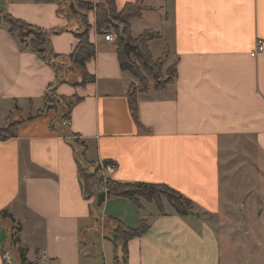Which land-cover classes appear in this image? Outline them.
Returning <instances> with one entry per match:
<instances>
[{
    "label": "crops",
    "instance_id": "1",
    "mask_svg": "<svg viewBox=\"0 0 264 264\" xmlns=\"http://www.w3.org/2000/svg\"><path fill=\"white\" fill-rule=\"evenodd\" d=\"M137 1L143 12L131 20L133 35L157 32L152 54L168 52L166 65L177 69L175 82L164 90L138 93L139 123L127 96L135 79L120 68L114 41L97 32L94 10L84 13L96 47L86 69L95 81L56 89L60 96L82 98L69 119L61 118L60 106L44 111L46 91L55 82L51 65L0 23V125L19 123L10 139L0 140V264L4 250L18 264L20 249L31 264H97L92 255H106L108 217L131 227L142 219L149 223L146 234L128 242L127 264H223L221 245L255 235L253 226L244 228L250 218L259 225L253 245L263 250L264 204L227 196L248 175H262L264 52L254 49L259 40L264 44V0H117V6ZM59 3L0 0V12L60 31L50 35V44L53 53L65 55L78 43L81 22L77 16L69 21ZM71 136L85 144L88 162L117 166L110 177L179 191L192 201L191 215L179 214L166 198L162 213L142 197L139 208L106 193L98 206L100 233L92 236L91 203L97 197L83 195ZM230 204L240 211L225 216ZM219 215L221 236L213 221Z\"/></svg>",
    "mask_w": 264,
    "mask_h": 264
},
{
    "label": "trees",
    "instance_id": "2",
    "mask_svg": "<svg viewBox=\"0 0 264 264\" xmlns=\"http://www.w3.org/2000/svg\"><path fill=\"white\" fill-rule=\"evenodd\" d=\"M62 3L63 0H59ZM69 3L73 15H78L81 27L75 31L78 43L69 54L53 53L50 44V35L60 31H46L40 27L29 24L21 19H17L10 14L0 12V23L5 22L9 32L17 35L21 43L31 48L42 59L46 60L54 70L55 82L47 89L45 95L44 111L55 109L60 106L62 109V119H69L72 106L82 98L74 94L71 97L60 96L56 89L61 83L71 85H85L95 81V76L89 74L86 64L96 53L95 44L90 40L91 25L85 11L94 10L96 14V30L99 34L112 33L114 35V45L120 68L128 72L139 81V84L132 82L129 85L127 96L133 118L139 123L138 116V93L149 91L150 80L152 79L155 90H164L173 84L177 77L176 64L166 65L169 53L166 52L160 57H155L150 50V42L157 38L159 34L152 30H145L143 33L134 36L131 28V20L141 17L143 6L141 1L127 3L122 8H118L117 0H77L82 11H75L74 5ZM59 3V4H60ZM68 6V5H67ZM59 11L64 13V7H59ZM30 41H27L28 37ZM72 76H75L74 78ZM17 122H10L0 125V140H8L13 136V129ZM77 140L72 141L77 153L78 175L81 183L83 195L90 199L105 191L109 197H124L130 199L139 208H142L140 198L154 202L159 210L164 212L163 198H166L181 215H191L190 208L192 201L186 198L179 191L166 184L146 183V182H121L112 177H104L100 163L88 162L85 158V144ZM104 163H111L103 161ZM93 205L91 216L93 219L92 236H98L102 226L101 216L98 212L97 200ZM5 217L9 216L7 211H3ZM107 228V238L115 246L114 264H127L128 242L146 234L149 230V223L142 219L139 226L131 227L121 219L108 217L104 226ZM10 241L16 243L19 239L11 230ZM10 242V243H11ZM25 249L16 252L19 264H31L25 255ZM92 253H95L94 251ZM98 260L97 264H104L102 256L92 255Z\"/></svg>",
    "mask_w": 264,
    "mask_h": 264
},
{
    "label": "rangeland",
    "instance_id": "3",
    "mask_svg": "<svg viewBox=\"0 0 264 264\" xmlns=\"http://www.w3.org/2000/svg\"><path fill=\"white\" fill-rule=\"evenodd\" d=\"M70 1L74 5L75 11H79V12L82 11L81 7L79 6V2L77 0H70ZM61 6L64 7V12L69 17V21H71L72 18L74 17V15H73L71 9L69 8V3H65V1L63 0L61 3ZM75 16H77L79 18L78 15H75ZM135 31H136V28H135ZM30 39H31V37L29 36L27 38V41H30ZM72 77L74 78L75 76H72ZM149 80H150V86L152 87L153 82H152V79L150 77H148V81ZM134 83L139 84V81L135 79ZM57 114H58V116H56L54 120H55L56 124H59L60 113H57ZM5 124H3V125H5ZM71 138L73 141L77 140L76 144L79 145L80 140L78 138H76L75 136H71ZM247 150H249V149H247ZM259 165H260L261 171H262L261 178L259 179V177H258L257 179L256 178L254 179V177L256 175H253L254 177L251 175H248L245 179V184L238 185V188H237L238 192L237 191L231 192L230 193L231 197L227 196V198H233L234 197V199H241V200H245V201L250 200V199H256L255 202L260 201L264 204V159L262 160V162H260ZM103 176L105 178L109 177L108 175H105V174H103ZM248 188L250 191L249 190H247L246 192L242 191L241 193L239 191L240 189L245 190ZM263 207H264V205H263ZM100 208L101 207L96 208V209H98V212L101 211ZM239 211H240L239 208L236 209L233 204L226 206L224 209L225 216L226 215H230V216L236 215V213ZM247 212H249L248 208L243 209L244 215ZM251 219L252 218H250L249 221L247 219L244 220V228L250 229V226H253V228L255 230L254 236H252V234L247 235L246 239H249V245L246 244V241H247L246 239L243 241L241 238L240 239L239 238L233 239L235 241L231 242V245L228 244V248L225 247V244L223 246L221 245V261L223 264H264V248L262 250L261 247H254V245H253V243H254L253 239H259L260 238V234L258 231L259 225H257L258 224L257 221H255L254 219H252V220ZM213 221L215 223V227L218 231L219 236H221L222 216L221 215L217 216L216 219H214ZM249 222H252L254 224L251 223V225H250ZM33 228H34L35 232L38 231V228H36V225H33V226L31 225L32 231H33ZM35 232H33L34 235H36ZM262 235H264V232H262ZM104 253H106V255H103L102 253L100 255V256H102V258L105 257L103 260L104 264H114L115 248L113 246L112 241H110V240L106 241ZM29 257L32 258V254H30ZM97 262H98V260H97Z\"/></svg>",
    "mask_w": 264,
    "mask_h": 264
},
{
    "label": "built area",
    "instance_id": "4",
    "mask_svg": "<svg viewBox=\"0 0 264 264\" xmlns=\"http://www.w3.org/2000/svg\"><path fill=\"white\" fill-rule=\"evenodd\" d=\"M104 37L107 41H114V35L112 33L105 34ZM263 52H264V44L261 40H259L257 42L256 48L254 49V54H259ZM63 124L66 125L67 122L64 121ZM100 165L103 173L108 176L113 174L117 169V166L114 163H104L102 161L100 162ZM2 259L4 264H17L11 250H4L2 254Z\"/></svg>",
    "mask_w": 264,
    "mask_h": 264
},
{
    "label": "water",
    "instance_id": "5",
    "mask_svg": "<svg viewBox=\"0 0 264 264\" xmlns=\"http://www.w3.org/2000/svg\"><path fill=\"white\" fill-rule=\"evenodd\" d=\"M106 196V192L102 191L97 195V206H101Z\"/></svg>",
    "mask_w": 264,
    "mask_h": 264
}]
</instances>
